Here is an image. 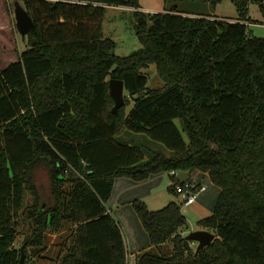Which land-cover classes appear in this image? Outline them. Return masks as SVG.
Segmentation results:
<instances>
[{
  "label": "trees",
  "instance_id": "1",
  "mask_svg": "<svg viewBox=\"0 0 264 264\" xmlns=\"http://www.w3.org/2000/svg\"><path fill=\"white\" fill-rule=\"evenodd\" d=\"M21 1L35 25L24 36L27 50L0 70V264H18L22 246L27 263L38 264L48 234L67 225L60 264H128L107 208L115 180L171 171L189 172L188 181L205 173L221 189L199 221L216 238L197 252L185 239L180 203L151 211L135 200L153 247L137 264H264V38L248 25L249 4L264 15V0H236L237 19L155 13L150 28L137 24L143 47L128 56L104 38L103 22L108 6L139 9L138 0ZM151 65L165 83L159 90H149L143 74ZM113 78L136 96L129 113V99L112 112ZM125 131L148 135L173 156L117 142ZM41 165L49 168L50 205L33 183ZM21 227L27 233L17 247Z\"/></svg>",
  "mask_w": 264,
  "mask_h": 264
},
{
  "label": "rangeland",
  "instance_id": "2",
  "mask_svg": "<svg viewBox=\"0 0 264 264\" xmlns=\"http://www.w3.org/2000/svg\"><path fill=\"white\" fill-rule=\"evenodd\" d=\"M16 2H19L23 6L21 0H0V70H3L9 64L16 62L19 54L27 50V39H24V36L19 33L16 25ZM138 2L140 6L139 9L126 6H108L106 8L103 22V36L104 38L113 39L117 43L116 54L119 56H128L143 47L136 33V26L139 24V18L136 13L137 11L142 12L146 17V19L143 18L141 21L142 23L145 22L148 28L152 25L151 16L155 13L168 12L174 8L179 11V14L186 16H204L211 14L213 16L225 18L239 17L236 0H222L216 7L213 6V0H138ZM187 13L192 15H187ZM249 18L251 19L248 23L250 24L249 30L252 32V35L258 38H264V15L259 5L253 3L249 4ZM143 74L148 78L149 90H159L165 86V83L158 76L155 65H151L149 68L144 69ZM125 98L129 99L131 103L127 108V112L129 113L136 105V96L130 95L125 90ZM116 140L119 143L139 145L164 153L169 157L173 156L172 151L167 149L162 143L154 141L146 134L125 131L123 134L117 136ZM146 160H148V156H146ZM167 174L168 173L163 174V182L153 191L156 193L157 198L155 200H157L158 203L154 205V207L153 205L151 206L156 210L166 206L168 204L165 203L167 197L172 195L170 188L167 187L168 183L171 182V179ZM33 183L41 195L43 203H45V205H50L53 202V198L50 188L49 168L46 165H41L35 169L33 172ZM206 186L208 189L206 193H209L211 191V186L208 183H206ZM69 189L70 186L66 184L64 186L66 193ZM202 193L199 194L198 198L203 197L206 194L205 192ZM25 201L29 204L33 202L30 193L26 194ZM180 205L182 207V213L187 219L185 235L192 231L199 230L201 228L199 221L201 218L209 216L207 212L201 211L197 206L185 207L182 204ZM70 228L71 227L67 225L66 230L68 231L62 235L63 239H65L64 246H67L63 248V246L60 245L62 241L58 240L59 237H57L56 241L61 242L56 247L49 248V240L51 239L50 241H52L54 237L48 235L46 242L47 249L41 254V257H43L44 254H48V256L56 258L59 251L61 257V254H64L68 245H70L71 239L69 238L73 231ZM19 231L20 234L16 241L17 247L22 245L27 233V230L22 229V227ZM66 240L69 243H67ZM197 245L198 243L195 242L190 243V246L193 248ZM59 246H61V248ZM166 251L169 253L170 249L168 251L166 248L164 252ZM154 253L161 254L160 250H154ZM39 262L40 260H38V263ZM39 264L42 263L40 262Z\"/></svg>",
  "mask_w": 264,
  "mask_h": 264
},
{
  "label": "crops",
  "instance_id": "3",
  "mask_svg": "<svg viewBox=\"0 0 264 264\" xmlns=\"http://www.w3.org/2000/svg\"><path fill=\"white\" fill-rule=\"evenodd\" d=\"M187 15H192V14L187 13ZM213 17L216 19L238 18V17L225 18V17H217V16H213ZM163 174L165 173L152 175L149 179L141 182H136L129 178H118L115 180L111 198L107 203V208L111 213V215L118 221V223L122 228L125 238V243L127 246L128 264H137V254L142 250L153 248V247L151 248L150 246L149 236L145 231L137 213L135 212L132 202L135 200H142L147 204L149 210L157 211L155 208H152L151 206L153 205L154 207V205L158 203L157 200H155L157 198L156 193H154L153 191L158 185H160L163 182L164 179ZM167 175L171 179V182L168 183L167 187L172 189L176 183L175 182L176 178L171 176L169 173ZM191 179L192 181H196L205 186L206 183L210 184L211 191L209 193H206L208 190L206 186V190L204 191L206 194L204 196L202 195L203 197L197 198V202L194 205L189 206V207L197 206L198 209H200L203 212H207V214L210 216L214 211L221 189L217 185H215L211 181L209 175L205 173L194 172L191 175ZM171 192L172 195L167 197L165 203L169 204L171 202H177L182 204V200L181 198L178 197L176 192L174 190ZM199 230H202V228H200ZM67 231L68 230L54 235L48 234L54 237L52 241H50L51 239L49 240V244H48L49 248L56 247L61 241L62 242L60 243V245L63 246V248L66 247L67 245L64 246L65 239H63L62 235L65 234ZM57 237H59L58 240H61L60 242L56 241ZM66 242L69 243L67 240ZM61 246L59 247L61 248ZM43 257L44 258L40 260L42 264H60V251L56 256V258L48 256V254L47 255L44 254Z\"/></svg>",
  "mask_w": 264,
  "mask_h": 264
},
{
  "label": "water",
  "instance_id": "4",
  "mask_svg": "<svg viewBox=\"0 0 264 264\" xmlns=\"http://www.w3.org/2000/svg\"><path fill=\"white\" fill-rule=\"evenodd\" d=\"M15 18L19 33L26 36L33 28L34 21L27 12V10L19 2L15 3ZM139 23H142L140 20ZM110 95L114 100V107L112 112L117 114L118 111L126 104L125 98V84L119 79H111L109 82ZM189 177V172L182 171L178 176L180 183H185ZM215 235L207 230L192 231L185 237L186 240L198 243L197 252L209 246L215 239ZM18 264H28L26 261L25 246L21 247V256Z\"/></svg>",
  "mask_w": 264,
  "mask_h": 264
},
{
  "label": "built area",
  "instance_id": "5",
  "mask_svg": "<svg viewBox=\"0 0 264 264\" xmlns=\"http://www.w3.org/2000/svg\"><path fill=\"white\" fill-rule=\"evenodd\" d=\"M169 174L175 177L176 179H178L180 172L171 171ZM205 190H206L205 185L192 180L190 181L186 180V182L183 184L180 183L174 185V191L181 198L182 204L185 207L194 205L197 202V198L199 194L204 192Z\"/></svg>",
  "mask_w": 264,
  "mask_h": 264
}]
</instances>
